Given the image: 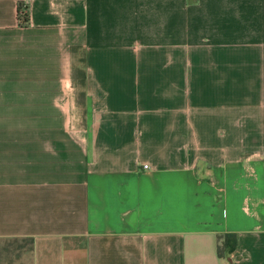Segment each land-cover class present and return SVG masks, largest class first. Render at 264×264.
<instances>
[{
	"label": "crops",
	"instance_id": "obj_1",
	"mask_svg": "<svg viewBox=\"0 0 264 264\" xmlns=\"http://www.w3.org/2000/svg\"><path fill=\"white\" fill-rule=\"evenodd\" d=\"M0 264H264V0H0Z\"/></svg>",
	"mask_w": 264,
	"mask_h": 264
},
{
	"label": "trees",
	"instance_id": "obj_2",
	"mask_svg": "<svg viewBox=\"0 0 264 264\" xmlns=\"http://www.w3.org/2000/svg\"><path fill=\"white\" fill-rule=\"evenodd\" d=\"M21 9V13H22V17L23 19H26L27 21V13L25 11V7H20ZM221 238V237H220ZM223 241H222V245H218L217 246V254L219 256H222L224 255L226 252H229L231 250V248L233 247V242L231 240V237L230 235L226 234V235H223Z\"/></svg>",
	"mask_w": 264,
	"mask_h": 264
},
{
	"label": "built area",
	"instance_id": "obj_3",
	"mask_svg": "<svg viewBox=\"0 0 264 264\" xmlns=\"http://www.w3.org/2000/svg\"><path fill=\"white\" fill-rule=\"evenodd\" d=\"M144 167H147V165H144Z\"/></svg>",
	"mask_w": 264,
	"mask_h": 264
}]
</instances>
